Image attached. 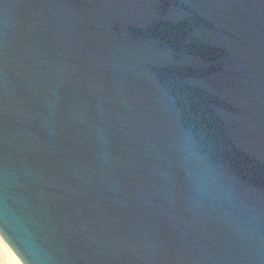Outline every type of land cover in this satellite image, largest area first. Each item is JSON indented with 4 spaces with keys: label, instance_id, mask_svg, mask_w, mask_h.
<instances>
[{
    "label": "water",
    "instance_id": "obj_1",
    "mask_svg": "<svg viewBox=\"0 0 264 264\" xmlns=\"http://www.w3.org/2000/svg\"><path fill=\"white\" fill-rule=\"evenodd\" d=\"M0 237L264 264V0H0Z\"/></svg>",
    "mask_w": 264,
    "mask_h": 264
},
{
    "label": "bare ground",
    "instance_id": "obj_2",
    "mask_svg": "<svg viewBox=\"0 0 264 264\" xmlns=\"http://www.w3.org/2000/svg\"><path fill=\"white\" fill-rule=\"evenodd\" d=\"M0 264H22L15 253L0 237Z\"/></svg>",
    "mask_w": 264,
    "mask_h": 264
}]
</instances>
